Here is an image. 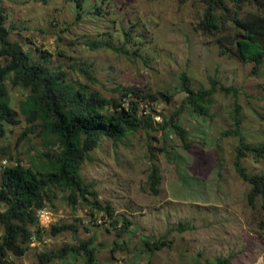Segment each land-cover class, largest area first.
<instances>
[{
	"label": "rangeland",
	"instance_id": "rangeland-1",
	"mask_svg": "<svg viewBox=\"0 0 264 264\" xmlns=\"http://www.w3.org/2000/svg\"><path fill=\"white\" fill-rule=\"evenodd\" d=\"M73 1L0 0L10 40L21 43L34 61L64 71L73 82L107 98H118L122 87H138L147 99L159 95L151 106L161 125L139 129L119 142L106 138L84 163L82 179L94 185L98 200L110 205L112 214L81 197L74 205L69 191L51 186L52 198L40 214L44 229L39 239L25 254H9V263L39 264V252L68 247L50 264H85L84 252L70 248L86 241L95 247L98 264H264L263 200L251 201L253 186L236 168L242 139L249 148L264 146V62L255 68V61L228 51L235 49L225 40L235 32L233 2L226 0V12L218 11L220 28L209 34L199 28L208 0H87V12L80 16ZM96 4L102 13H95ZM243 10L257 8L247 4ZM105 40L130 54L89 45ZM80 67L89 68L96 80ZM183 75L196 91L216 87L208 115L185 103ZM222 85L235 89L226 92ZM8 87L19 122L7 126L0 160L29 165L30 155L43 146L35 134L21 138L27 123L19 102L26 90ZM164 92L170 98L162 97ZM177 109H182L177 120L188 132V144L162 127ZM236 116L240 135L234 132ZM241 164L250 174H264V158L257 160L249 150ZM154 165L161 178L158 193L149 179ZM54 224H74L77 230L54 235ZM162 239L161 249L145 250V240Z\"/></svg>",
	"mask_w": 264,
	"mask_h": 264
},
{
	"label": "trees",
	"instance_id": "trees-1",
	"mask_svg": "<svg viewBox=\"0 0 264 264\" xmlns=\"http://www.w3.org/2000/svg\"><path fill=\"white\" fill-rule=\"evenodd\" d=\"M235 5L232 24L235 32L226 37V42L235 45V56L243 61H255V68L264 62V0H231ZM78 16L86 14L87 0H74ZM253 5L256 11H245V5ZM96 14L103 9L96 4ZM228 9L226 0H208L200 29L204 33H213L220 28L223 15L219 10ZM105 12V10H104ZM113 13V12H112ZM224 20V18H222ZM11 30L5 27L4 11L0 5V141L5 138L8 125L19 122L17 111L12 105L8 83L13 87H21L26 94L19 102L20 113L27 123L21 138H30L35 134L41 139L42 150L30 155L29 165L17 161L5 165L0 170V264H10L8 255L21 256L31 247L35 239H39L41 228L38 211L47 206L52 198L50 187L57 186L69 191L67 198L76 205L81 197L92 207L106 210L112 214L111 206H104L97 198L94 185L85 183L81 177L84 163L90 159V153L104 139L113 142L123 140L128 134L142 128L154 127L153 116L156 94H148L150 99L143 98L142 89L138 87H122L117 89L120 96L107 98L99 91L86 84L73 82L67 73L34 61L29 51L21 43L11 41ZM223 44V42H221ZM91 48L105 47L118 52L130 54L123 47H116L109 40L89 42ZM226 52V49L225 51ZM87 78L95 81L89 68L80 67ZM182 89L187 94L185 103L200 115H208V104L217 91L210 89L194 90L190 87L188 77L182 76ZM235 87L221 86V90L229 92ZM162 97L170 98L167 92ZM147 100V105L144 106ZM182 109H177L170 118H165L162 127H170L188 144V132L178 122ZM241 119L236 116L235 134L240 135ZM156 128V127H154ZM233 132V133H234ZM251 151L259 160L264 158V146L249 148L245 140L237 149L236 168L239 174L252 184L249 194L251 201L257 196L263 200L264 208V174H250L241 164V159ZM8 152V146L2 149ZM7 158V157H5ZM20 160V159H19ZM151 189L158 193L161 182L159 169L156 165L149 175ZM93 201H90V199ZM75 228L74 224H54L51 234L57 235ZM34 229V230H33ZM128 230V225L122 227ZM146 251L154 252L161 249L165 240L153 244L145 240ZM68 247L56 252L41 251L38 253L39 264H50L56 257H62ZM70 250L86 255L85 264H98L96 249L89 242ZM224 264V263H223Z\"/></svg>",
	"mask_w": 264,
	"mask_h": 264
},
{
	"label": "clouds",
	"instance_id": "clouds-1",
	"mask_svg": "<svg viewBox=\"0 0 264 264\" xmlns=\"http://www.w3.org/2000/svg\"><path fill=\"white\" fill-rule=\"evenodd\" d=\"M3 160H7L6 158H4V159H2V160H0V164L2 165V161ZM5 165H9V161L7 160V164H4V165H2L1 167H0V170L5 166ZM46 207H44V208H42V209H45ZM41 209V210H42ZM41 210H39L38 211V217H39V223H40V215H39V212L41 211Z\"/></svg>",
	"mask_w": 264,
	"mask_h": 264
},
{
	"label": "built area",
	"instance_id": "built-area-1",
	"mask_svg": "<svg viewBox=\"0 0 264 264\" xmlns=\"http://www.w3.org/2000/svg\"><path fill=\"white\" fill-rule=\"evenodd\" d=\"M4 164H7V160H3V161H2V165H4ZM2 165L0 164V167H1ZM42 211H44V209H42V210L39 212V215L41 214Z\"/></svg>",
	"mask_w": 264,
	"mask_h": 264
}]
</instances>
